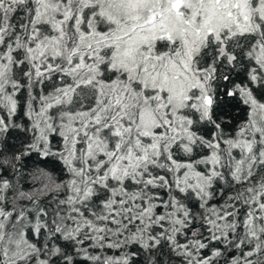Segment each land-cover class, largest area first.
<instances>
[{
    "label": "snow or ice",
    "instance_id": "6c2138e0",
    "mask_svg": "<svg viewBox=\"0 0 264 264\" xmlns=\"http://www.w3.org/2000/svg\"><path fill=\"white\" fill-rule=\"evenodd\" d=\"M0 264H264V0H0Z\"/></svg>",
    "mask_w": 264,
    "mask_h": 264
}]
</instances>
